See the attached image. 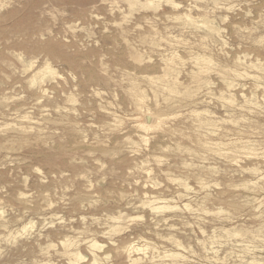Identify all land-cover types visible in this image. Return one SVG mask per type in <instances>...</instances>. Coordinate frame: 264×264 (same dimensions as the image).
Segmentation results:
<instances>
[{
  "label": "clouds",
  "instance_id": "9594fccd",
  "mask_svg": "<svg viewBox=\"0 0 264 264\" xmlns=\"http://www.w3.org/2000/svg\"><path fill=\"white\" fill-rule=\"evenodd\" d=\"M0 264H264V0H0Z\"/></svg>",
  "mask_w": 264,
  "mask_h": 264
}]
</instances>
